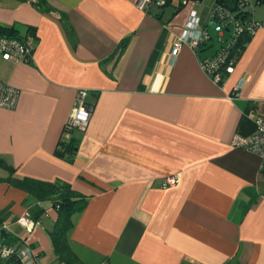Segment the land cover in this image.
<instances>
[{
	"label": "crops",
	"instance_id": "1",
	"mask_svg": "<svg viewBox=\"0 0 264 264\" xmlns=\"http://www.w3.org/2000/svg\"><path fill=\"white\" fill-rule=\"evenodd\" d=\"M136 1L42 0L39 10L0 0V33L34 44L29 63L1 61L0 80L19 99L0 108V179L10 168L13 178L60 180L89 197L69 234L84 264H264V169L230 146L264 116V29L217 85L187 45L171 58L192 11L212 38L204 54L217 49L207 4L168 0L145 13ZM81 90L90 119L75 155L59 159ZM3 211L8 242L29 246L37 264H59L51 202L0 182ZM25 218L40 225L28 232Z\"/></svg>",
	"mask_w": 264,
	"mask_h": 264
},
{
	"label": "built area",
	"instance_id": "2",
	"mask_svg": "<svg viewBox=\"0 0 264 264\" xmlns=\"http://www.w3.org/2000/svg\"><path fill=\"white\" fill-rule=\"evenodd\" d=\"M35 7L37 0H28ZM264 3V0H255L254 6ZM136 8L142 12H148L150 7L155 6L162 9L166 5V0H137ZM238 13L246 14L243 19L237 17L232 10L212 5L208 12L207 21L212 25L216 34L215 40L218 43L217 49L211 55H205L204 52L208 44L212 41L210 33L207 31V25L202 26L199 17L195 11L189 15V20L184 26L180 37L173 44L171 58L174 59L183 45H187L196 55L199 66L203 73L210 80L219 85L222 82L223 73H231L234 67L231 55V47L236 40L246 34L253 36L257 30L264 29V20H254V7L251 0H240L238 3ZM207 24V23H206ZM34 51L33 39L31 37H12L0 33V61L11 63H29ZM240 85L236 86L233 94L240 91ZM88 93L84 90L78 91L76 95L74 112L69 121L65 124V129H76L84 131L92 112V107L87 103ZM19 92L0 80V108L13 110L17 106ZM255 129L250 137L234 135L230 141V146L234 149L248 151L257 155L261 160V168L264 169V116L256 118ZM70 137L66 131L62 138L68 140ZM177 183L176 177L165 179L163 188L174 187ZM22 226H25L28 232L39 226L38 222L29 219H22ZM11 231L6 224L0 225V261L16 260L20 264H37L38 255L33 250L22 243L21 246L8 242Z\"/></svg>",
	"mask_w": 264,
	"mask_h": 264
},
{
	"label": "trees",
	"instance_id": "3",
	"mask_svg": "<svg viewBox=\"0 0 264 264\" xmlns=\"http://www.w3.org/2000/svg\"><path fill=\"white\" fill-rule=\"evenodd\" d=\"M240 0H213V5H220L226 9L228 6H233V12L236 13L237 17H242L243 19L247 16L242 15L243 13H238V3ZM37 9H41L42 0H37ZM168 0H166V4ZM230 10V9H229ZM9 36L16 37L13 30L4 32ZM212 39V38H211ZM251 39L249 35H242L236 40L234 46L231 47V55L233 58V64L235 65L239 58L241 57L246 44ZM122 50V45L119 47ZM227 73L221 75L222 82ZM221 82V83H222ZM220 83V84H221ZM219 84V85H220ZM65 126V125H64ZM68 132L70 137L68 140L62 138L65 132ZM74 128L65 129L63 127L61 138L57 143V147L54 151V155L59 159H68L76 153V133H79ZM9 176L5 179H0V182H6L10 186L20 189L26 192L30 197L34 198L37 202H51L53 209L57 214V220L50 231L49 235L52 242L53 251L55 254L56 261L59 264H84L73 252L72 247L69 243V234L72 232L75 223L73 221V216L83 212L87 206L89 197L73 190L71 186L63 181L56 180L53 182L39 181L31 178L17 179L13 178V170L8 168ZM6 211L0 213V225L4 222V217ZM38 215V214H37ZM40 224V223H39ZM21 246L20 244L17 245ZM6 264H20L16 260L6 261Z\"/></svg>",
	"mask_w": 264,
	"mask_h": 264
},
{
	"label": "rangeland",
	"instance_id": "4",
	"mask_svg": "<svg viewBox=\"0 0 264 264\" xmlns=\"http://www.w3.org/2000/svg\"><path fill=\"white\" fill-rule=\"evenodd\" d=\"M251 1L253 3V7H254V20L258 21V20L264 18V3L254 6L255 0H251ZM199 4H202V5L207 4V10H208L207 12H209L213 2H212V0H202L201 2H199ZM214 43L216 45H218L216 40L214 41ZM2 67H3V65H2V62L0 61V72H2V69H3Z\"/></svg>",
	"mask_w": 264,
	"mask_h": 264
},
{
	"label": "water",
	"instance_id": "5",
	"mask_svg": "<svg viewBox=\"0 0 264 264\" xmlns=\"http://www.w3.org/2000/svg\"><path fill=\"white\" fill-rule=\"evenodd\" d=\"M201 1H202V0H193V2H201ZM228 8H229L230 10H233V9H234L232 5H229Z\"/></svg>",
	"mask_w": 264,
	"mask_h": 264
}]
</instances>
